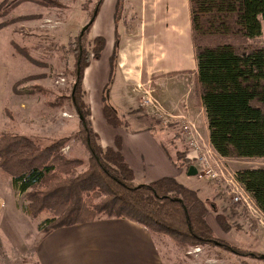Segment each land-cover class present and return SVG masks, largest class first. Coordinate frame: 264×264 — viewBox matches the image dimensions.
I'll use <instances>...</instances> for the list:
<instances>
[{"label": "trees", "instance_id": "16d2710c", "mask_svg": "<svg viewBox=\"0 0 264 264\" xmlns=\"http://www.w3.org/2000/svg\"><path fill=\"white\" fill-rule=\"evenodd\" d=\"M19 1L25 0H14L12 4ZM32 1L64 7L58 0ZM101 1H97L84 30L67 41V51L75 60L72 101L79 118L77 136L89 152L87 167L80 170L81 159L61 152L66 138L40 146L29 135L0 131V171L25 193L28 205L23 206V211L32 217L49 213L38 227L44 234L103 217L127 218L154 236H168L179 245L210 244L234 255L264 260L257 251L238 248L214 235L208 223V206L195 190L173 177L134 183L119 139L115 147L101 146L92 128L90 107L83 98V76L90 60L99 56L104 40L94 38L89 50L82 45ZM123 8L124 0H116L117 18ZM189 8L197 62L196 87L211 146L226 158L264 157V45L254 42L264 25V0H189ZM117 51L116 42L110 62L112 71ZM35 88L37 91L40 87ZM102 112L110 125L124 123L105 96ZM184 156L185 153L177 155L176 165L185 166L187 172L192 162ZM235 178L264 213V167L236 170ZM228 209L230 216L237 211L248 215L240 203L232 202ZM215 218L223 231L230 230L227 217L225 220L216 214Z\"/></svg>", "mask_w": 264, "mask_h": 264}, {"label": "crops", "instance_id": "0c3cea01", "mask_svg": "<svg viewBox=\"0 0 264 264\" xmlns=\"http://www.w3.org/2000/svg\"><path fill=\"white\" fill-rule=\"evenodd\" d=\"M101 4L94 14L88 39L101 37L104 46L85 68V97L92 120L95 119L93 100L100 96L98 105L102 110L106 93L105 98L115 111L123 110L121 118L129 113V126L133 125L134 129L128 131L107 124L101 112L95 124L99 142L102 147H115L119 139L120 151L133 171L134 183H150L164 177L179 182L180 176L187 173L185 166L177 167L175 154L166 153L162 137L152 125L155 108L142 107L140 102L146 96L168 114L183 115L199 126L202 122L206 139L203 138L210 142L196 87L197 62L189 0H124L119 18L115 14L116 0H102ZM116 42L117 64L112 71L110 62ZM87 72L93 77L88 87ZM135 111H140V115L133 114ZM178 129L186 141L184 157L190 159L194 152L179 126ZM3 200L0 196V232L10 230L5 219L21 220V211L13 208L11 213L4 209ZM38 227L34 241L33 238L28 241L27 235L22 238L16 235L17 246L10 244L8 251L1 246L6 262H10L11 249H16L21 254H31L32 264H164L156 237L143 225L127 218L103 217L56 228L47 234ZM254 251L264 255L263 251Z\"/></svg>", "mask_w": 264, "mask_h": 264}, {"label": "rangeland", "instance_id": "374dc122", "mask_svg": "<svg viewBox=\"0 0 264 264\" xmlns=\"http://www.w3.org/2000/svg\"><path fill=\"white\" fill-rule=\"evenodd\" d=\"M58 1L64 7L43 6L32 0L19 1L13 5L14 0H0V131L29 135L40 146H45L52 140L66 138V144L61 152L69 158L81 159L83 165L79 169L82 170L87 167L89 152L81 138L77 136L79 118L72 101L75 60L74 55L67 51V41L79 31H83L98 0ZM101 18L102 15L100 20ZM90 42L87 34L82 45L89 50L92 45ZM254 42L257 45H264V25L262 33ZM90 74L91 72L86 73V87L93 79ZM109 82H106V87L109 86ZM37 86L40 88L35 91ZM177 89L178 87H175V90ZM105 95L106 93L103 97ZM98 97L100 96H96L92 105L95 119H91V124L94 131H97L95 124L102 112L98 105ZM83 98L89 106L85 91ZM108 104L113 107L109 102ZM161 110L164 111L162 108ZM139 112L135 111L133 114L140 115ZM116 114L123 117V110L120 108ZM128 115L123 118L124 123L120 126L131 131L134 126H129ZM154 119L152 125L161 135L166 153L173 152L174 160L179 162L177 155L184 154L187 149L186 141L182 138L181 132L179 133L180 123L176 120V123L165 126ZM201 124L195 126L199 127L206 139ZM228 165L233 172L243 168L264 167V157L228 158ZM179 183L195 190L205 201L209 209L208 223L216 237L241 249L264 252V226L254 230L257 223L249 212L247 216L239 211L230 216L228 205L232 201L223 186H217L216 183L209 182L199 175L187 173L180 176ZM0 196L4 199V209L11 213L13 208L21 211L19 217L21 220L5 219L10 230L3 229L0 232V264H32L31 254L29 256L21 254L16 249H11L10 262L8 260L6 262L1 250L8 251L10 244L17 246L18 239L14 240L16 235L21 238L27 235L28 241L32 238L34 241V231L49 213H42L37 217L26 214L23 211V206L28 205L25 193L20 192L11 178L1 171ZM24 214L26 218H23ZM216 214H220L225 220L226 217L229 219V231L220 228L215 218ZM155 237L164 264H241L243 261L245 264H264L262 259L234 255L210 244L183 246L174 243L168 236Z\"/></svg>", "mask_w": 264, "mask_h": 264}, {"label": "built area", "instance_id": "2783aa9c", "mask_svg": "<svg viewBox=\"0 0 264 264\" xmlns=\"http://www.w3.org/2000/svg\"><path fill=\"white\" fill-rule=\"evenodd\" d=\"M140 104L145 108H155L156 111L153 114L162 125L167 126L176 123L177 120L186 137L188 147L194 152L190 160L196 168L197 175L206 178L209 182L216 183L217 186H223L231 201L240 203L255 218L257 223L255 230L259 226H264V213L236 180L235 172L230 171L228 158L215 151L210 142L203 138L193 122L183 115L168 114L162 111L161 108H159L160 111L157 110L158 104L156 105L153 99L146 96L142 97Z\"/></svg>", "mask_w": 264, "mask_h": 264}, {"label": "water", "instance_id": "95a60500", "mask_svg": "<svg viewBox=\"0 0 264 264\" xmlns=\"http://www.w3.org/2000/svg\"><path fill=\"white\" fill-rule=\"evenodd\" d=\"M83 30H84V29H83ZM196 173H197V171H196V168H195L194 165H192V166H190V167L188 168V171H187V174H188V175H196Z\"/></svg>", "mask_w": 264, "mask_h": 264}]
</instances>
